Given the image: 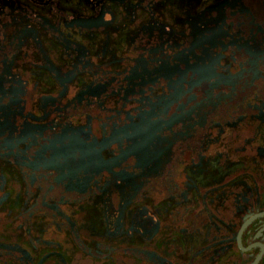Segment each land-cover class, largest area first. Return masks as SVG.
<instances>
[{
	"label": "flooded vegetation",
	"instance_id": "obj_1",
	"mask_svg": "<svg viewBox=\"0 0 264 264\" xmlns=\"http://www.w3.org/2000/svg\"><path fill=\"white\" fill-rule=\"evenodd\" d=\"M9 167L0 264H264V0H0Z\"/></svg>",
	"mask_w": 264,
	"mask_h": 264
},
{
	"label": "rangeland",
	"instance_id": "obj_2",
	"mask_svg": "<svg viewBox=\"0 0 264 264\" xmlns=\"http://www.w3.org/2000/svg\"><path fill=\"white\" fill-rule=\"evenodd\" d=\"M72 1H76V0H72ZM56 58H58L57 56H56ZM57 60V59H56ZM35 72H38V71H35ZM34 76H32L31 77V79L32 78H35V79H37V83L39 82L40 83V85H39V89H38V91L39 92H45V91H48L49 90V87H50V85H51V79L48 77V76H44V75H42L41 73H36V74H33ZM32 80H34V79H32ZM52 91H54V90H52ZM14 167H9V169H8V171H7V169H4V172L2 171V170H0V173L1 174H3L4 175V177H6V180L8 181V183L9 182H11V183H15L14 185H12V188H11V197H14V195L16 194V192H15V190L16 189H18V180H17V177H16V175L15 174H13V171H12V169H13ZM17 184V185H16ZM1 210L2 211H0L1 213H3V212H5L6 211V209L5 208H1ZM78 213H80V214H78ZM82 213L80 212V211H77V212H73V215H75L76 217H79V216H82L81 215ZM84 216H82V218H83ZM88 224H89V229H85V230H83V232L84 233H89L92 237H94L95 239H98V237H100L101 239H102V236L101 235H96V230L95 229H93V225H94V220L93 219H91V220H89V222H88ZM98 236V237H97ZM73 254H66V253H64V257H66V261L68 262V263H70V264H74L75 263V261H76V259H74L73 258ZM54 260V259H53ZM52 260V264H55V261H53ZM81 261H82V259H81ZM87 262V261H86ZM86 262L85 261H82L81 263L82 264H86ZM63 263V262H62ZM1 264H3V263H1Z\"/></svg>",
	"mask_w": 264,
	"mask_h": 264
},
{
	"label": "bare ground",
	"instance_id": "obj_3",
	"mask_svg": "<svg viewBox=\"0 0 264 264\" xmlns=\"http://www.w3.org/2000/svg\"><path fill=\"white\" fill-rule=\"evenodd\" d=\"M159 15V14H158ZM92 208V207H91Z\"/></svg>",
	"mask_w": 264,
	"mask_h": 264
}]
</instances>
